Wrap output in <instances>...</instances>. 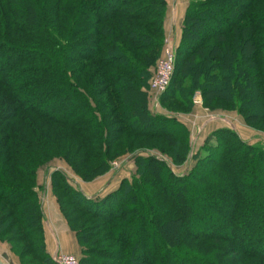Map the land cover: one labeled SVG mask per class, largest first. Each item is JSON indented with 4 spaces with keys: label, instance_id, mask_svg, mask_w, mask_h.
<instances>
[{
    "label": "trees",
    "instance_id": "1",
    "mask_svg": "<svg viewBox=\"0 0 264 264\" xmlns=\"http://www.w3.org/2000/svg\"><path fill=\"white\" fill-rule=\"evenodd\" d=\"M187 1L169 99L188 112L199 90L208 110L236 112L264 132V0ZM168 9V0H0V241L22 264H57L47 249L39 170L61 159L90 182L126 154L135 171L102 199L74 187L63 170L52 172L53 193L82 246L80 264H227L202 252L203 243L196 250L208 240L235 244L233 255L264 264V210L255 216L257 203L240 182L256 169L264 174V146L223 127L212 136L220 153L202 158L212 137L194 153L178 116L150 111ZM144 138L146 146L154 139L163 144L145 147ZM155 149L167 159L149 152ZM190 154L192 169L175 173L172 166ZM233 164L240 165L236 176L227 171ZM161 173L165 184L156 188L177 198L199 194L203 209L188 220L192 230L177 226L188 212L153 188L150 175ZM83 213L114 224L118 249L84 246L73 221ZM131 226L143 237L127 232ZM148 233L153 244L144 254ZM239 234L255 245L242 246Z\"/></svg>",
    "mask_w": 264,
    "mask_h": 264
},
{
    "label": "rangeland",
    "instance_id": "2",
    "mask_svg": "<svg viewBox=\"0 0 264 264\" xmlns=\"http://www.w3.org/2000/svg\"><path fill=\"white\" fill-rule=\"evenodd\" d=\"M169 2L172 4V6L174 5L176 7V5H177L178 6L177 8L179 10L181 9V6L183 4L182 1H180V0H168V4H169ZM169 14L167 15V21H166V39H165V44L163 47V55H164L165 49L169 48V47L174 48L175 53L177 52V48L179 45V40H180L181 32H182V24H183L184 15H182V13L179 12V14L182 15V17L180 20L176 19V23H175L172 20V17L170 18L171 15L169 16ZM169 88H170V85L167 88L168 93H167V95H165L166 97H165L164 103L162 101H163V96L165 93L160 97L158 109H156L154 107L153 93L150 91V93H149L150 111L153 113H166V114H169L171 116L172 115L178 116L179 119L183 123H185L191 131V140H192V147H193L194 153H196L199 150V148L201 146H203V143L205 142V139L207 137H209V136L212 137L213 133L216 130L221 129L223 127H231L233 129H236L244 139L249 140L253 144L259 143L262 146H264V132L259 131L255 128L249 126L243 120V118L240 115H238L236 112L229 111V110H223V109H219L217 111L208 110L207 108H205V106L203 104L202 94L199 90H197L193 95L192 110H190L188 112H183L185 110V108L181 104L176 102L174 99H169V97H170L169 94L171 93V91H169ZM251 99L253 101H256V96H251ZM179 110H181L182 112ZM200 111H202V112L206 111V113H207L206 115L204 114L205 116L203 117V120H206L207 118H212V119L214 118L213 121L209 122V124L205 123L204 125L202 124V122H199L198 121L199 119H198V117L195 116V114L197 112H200ZM221 118L225 119V120H219ZM226 118L230 119L231 123L226 121ZM153 127H155V125ZM125 134L127 135L126 132H125ZM137 139H139V137H137ZM145 140L146 139L144 138V142H142V144H141L142 146H145V147L159 148V147H161V144H163V143H161L160 140L154 139V140H148V141H152V142L148 143V145L146 146V145H144L146 142ZM219 143H220V141L218 140V138L212 137L210 140V143H209L210 145H213L212 148H209V151H208L204 147V149L202 150V152L200 154V157H202V158L206 157L209 152L213 153L215 156H216V154L218 155L220 153V150L217 148V146H219ZM51 149H52V151H56L55 147H52ZM149 152L158 156V157L166 158V156L163 153H161L159 151V149H155V150H152ZM193 154H190L189 157L187 158V160L184 161L183 163H181L179 165L174 164L172 166L174 172L178 173V174H184L187 171H190L192 169L193 165H195V163H196L194 156H192ZM129 157H130V154H126V155H122L121 157L115 159L112 162V168L108 173H106L105 175L100 176V177H98V178H96L90 182L83 181L79 177V175H77L74 172V170L64 160L55 159L49 165H47V166H45L39 170V174H38L39 185L41 186L39 192L41 194V197L43 199L45 194L46 195L51 194L52 198L55 200V202L57 203V205L60 209V205H59V202L57 200V196L53 193V189H52V172H54L55 170H63L65 173H67V175H68L69 179L71 180V183L74 187L79 186L90 197L102 199L105 196H107L109 193L118 189L123 178L131 176L133 174V172L135 171V169H136L135 164L133 163L132 160L129 159ZM239 167H240L239 164L229 165L227 168V171L229 170V172L231 174L236 176L240 172ZM255 174H256L255 177H250L251 175L249 176L248 174H245L240 179L241 180L240 182H242L241 183V189L246 188V189L251 191V195L249 196V198H251L253 201L255 200L257 203V209L258 210H256L257 212L255 213V216L258 218L261 216L260 212L264 210L263 209L264 206L262 207V204L264 203V186L263 187L261 186L259 188V186H260V179H259L260 177L259 176H264V174L262 171L259 172L258 169H256ZM210 177H211V175H210ZM150 179H152L154 181L156 179V182H155V185L153 188L160 187V186H163L165 184L163 173L158 174L157 177L150 175ZM243 181H244V183H243ZM226 184H227V182L223 181L221 185L223 187H226ZM245 184H246V187L244 186ZM255 188H257V191L255 190ZM155 190L160 191V194H159L160 196H165V195L169 196L170 198L173 199V202H175L176 205H178L180 208H183L184 210H186L188 212L187 213V219H185L180 225L177 224V226H179L181 230H192L193 229L192 225L190 226V223L188 220H190V222H191L194 219V217L200 216L201 215L200 212L203 209V206L201 205L200 201H198V199H197V195H199V194L194 193V192H192V193L187 192V193L182 194V197L177 198V195L175 194L174 191H171V192L170 191H163L160 188H156ZM60 211H61V209H60ZM61 213H62V211H61ZM63 216H64V214H63ZM73 217H75L73 219V221H74V224L76 226V229H78L79 232L82 233V235L84 236L83 237V239H84L83 244L85 247H88L90 249V248L95 246L98 249L108 250L110 252H114L116 249H118L120 244L119 243L117 244L114 240H112L111 234H110V230L112 229V226L114 224L104 223L101 220H99L93 216H90L88 214H84V213L78 214L77 216H73ZM66 221H67V219H66ZM137 224H136V226H137ZM136 226L128 227L129 231H127V232H131L133 234L134 238H135V236L136 237L137 236L143 237L142 231H138V227H136ZM75 234H76V232H75ZM145 239H147V240H145ZM151 240H153V238L148 233L147 236L145 238H143L141 241L140 252H143L144 254L147 252L148 253L151 252L152 244H153L151 242ZM171 240H173V238H171ZM239 242L240 243L242 242V244H241L242 246H244V245L245 246L255 245V243L249 244L248 235L246 236L245 234L239 236ZM200 243H203V244H201L202 248H200L202 250V252L206 253V255L212 256L213 258L216 257L218 259V261L219 260L224 261L223 263H227V264L254 263L249 258L243 259L242 256H240L238 254L233 255L232 254L233 251L239 250V249H237L235 244H232V245L228 244L229 246L228 245L226 246L225 244H218L215 241H211V240H208L206 243H204L203 241H200V242L196 243L197 244L196 250H198V251H199L198 245H200ZM256 246H258V244ZM10 247H11V245H10ZM80 247H81L80 255L70 254V255H75L78 258L79 264H80L81 259L84 257V254L82 252V246L80 245ZM260 247H261V245H260ZM262 247L264 248V238L262 240ZM220 248H223V250H221ZM60 254H69V253H62L59 251L57 253V255H60ZM92 255L96 260H99L100 262H104V263H106V262L107 263H109V262L110 263H118L119 262L118 260L112 259L109 257H102L101 258L99 256H95L94 254H92ZM16 256L19 258L18 255H16ZM53 259L55 260V257H53ZM242 260H244V261H242ZM55 262L57 264H59L56 260H55Z\"/></svg>",
    "mask_w": 264,
    "mask_h": 264
},
{
    "label": "crops",
    "instance_id": "3",
    "mask_svg": "<svg viewBox=\"0 0 264 264\" xmlns=\"http://www.w3.org/2000/svg\"><path fill=\"white\" fill-rule=\"evenodd\" d=\"M180 1L183 3L180 10L177 8V5L176 7L174 5L172 6L169 2L168 14L170 13L169 16L171 15L170 18L172 17V20L175 23L176 19L180 20L182 15H184L188 3L187 0ZM179 12H181L182 15H180ZM204 114H207L206 111H200L195 114V116L198 117L199 122H202L204 125L205 123L209 124V122L213 121L214 118H207L206 120H203V117L205 116ZM219 120L225 119L221 118ZM226 121L231 123L228 118H226ZM43 207L46 215L45 235L47 249L50 255L55 257L59 251L62 253L80 255L81 247L77 236L70 228L51 194H45L43 197ZM0 264H21L20 259L13 253L10 245L2 241H0Z\"/></svg>",
    "mask_w": 264,
    "mask_h": 264
},
{
    "label": "built area",
    "instance_id": "4",
    "mask_svg": "<svg viewBox=\"0 0 264 264\" xmlns=\"http://www.w3.org/2000/svg\"><path fill=\"white\" fill-rule=\"evenodd\" d=\"M175 61V50L169 47L165 49L164 55L157 63L155 74L150 82V91L153 93V102L156 109L159 108L160 97L171 83L175 71ZM55 260L59 264H79L78 258L70 254L55 255Z\"/></svg>",
    "mask_w": 264,
    "mask_h": 264
}]
</instances>
